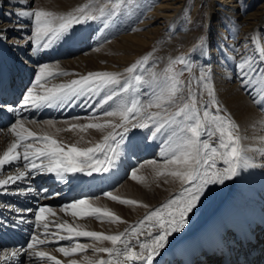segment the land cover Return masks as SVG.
<instances>
[{
    "label": "snow or ice",
    "instance_id": "snow-or-ice-1",
    "mask_svg": "<svg viewBox=\"0 0 264 264\" xmlns=\"http://www.w3.org/2000/svg\"><path fill=\"white\" fill-rule=\"evenodd\" d=\"M18 15L32 19L34 30L29 41L34 39L37 47L45 49L71 39L75 26L97 19L92 13L91 3L79 6L74 13L63 15L33 5L30 10L20 11ZM200 41L202 50L203 36ZM243 47L247 49L248 44L245 43ZM233 49L237 53L240 52L235 46ZM194 62V58L190 60L184 55L172 60L168 68L169 75L166 76L168 87L146 104L141 103L138 98L126 100L122 95L129 92L133 81L137 84L142 82L141 75L125 77L118 72L94 71L67 83L47 86L46 82L50 78L66 76L69 73L53 70L48 64L39 66L31 86L22 96V107L36 110L53 106L71 107L81 101L82 97L85 99L81 106L91 107L89 103L91 96L93 94L100 96L103 92L104 95L96 102V108L103 110L105 117H118L119 123L111 119L100 122L101 117L92 116L89 119L96 122L70 124L67 130L112 129L95 145L78 147L76 144L65 145L47 133L38 134L25 128L23 123L18 121L10 128L17 139L0 156V170L6 165L19 161L24 162V170L0 179V189L6 191L9 185L24 181L29 177V173L35 172L51 173L60 179L65 178L67 174L84 173L92 176L93 173H109L117 166L125 148L132 146V138L129 134L141 129L147 130L145 136L147 140L155 141L158 137H163L161 143L166 147L160 155L165 158V165L174 166L167 174L178 179L181 188L164 204L148 212L137 224L117 234L81 230L79 225L74 227L67 222L51 221L49 216L54 217L56 213L50 206H39L35 210L26 209L25 211L32 212L35 217V228L43 229V238L33 234L26 247L0 255V264H5L6 261L22 253L53 261L54 264H63L56 256L38 250L39 245L60 240L72 241L70 247L58 248L65 257L84 253L89 248L97 253H107V259L101 257L89 260L88 264H154L156 257L168 244L169 236L184 228L188 223L189 213L197 207L206 191L210 190V186L224 184L225 181L240 175L241 170L256 167L249 162L246 146L242 142L243 137L238 134L239 124L230 114H221L223 110L207 70L201 72L197 81L203 90L200 93L201 97L206 92L207 100L203 98L198 100L197 94L190 89L187 100H184L174 112H168L165 108L166 104L174 103L177 94L183 91L184 82L180 79L182 72H176L174 66L181 64L185 70L191 71ZM144 63L145 60L138 61L126 68L125 72L134 74ZM237 69L241 85L247 90L251 83L250 77L253 74L260 76L264 72V48L257 46L254 56L247 53L240 56ZM106 105L109 107L105 108ZM261 106L264 107V102H261ZM153 107L161 111H149ZM96 108L93 109L94 112ZM45 123L55 125V121L52 120ZM177 133H179L178 142L173 145L171 141ZM220 162L224 167L219 166ZM146 163L154 165L156 161ZM164 174V172L157 173V175ZM131 176L134 180L140 179L135 170L131 171ZM32 191L33 188L27 187V192ZM19 194H25V190L20 189ZM104 195L122 204L140 203L114 196L111 191L105 192ZM143 206L148 207L146 204ZM62 210H70L73 217H95L110 222H122V218L116 213L94 207L84 198L63 205ZM50 227H54L56 231H50ZM61 231L67 234L61 235ZM142 236L145 239L142 240ZM80 237L95 241H110L112 246L97 248L95 245L82 244L79 242ZM68 264H78V262L72 259Z\"/></svg>",
    "mask_w": 264,
    "mask_h": 264
},
{
    "label": "bare ground",
    "instance_id": "bare-ground-1",
    "mask_svg": "<svg viewBox=\"0 0 264 264\" xmlns=\"http://www.w3.org/2000/svg\"><path fill=\"white\" fill-rule=\"evenodd\" d=\"M51 1L0 0V21L4 16H6L7 18L9 16H12L13 20L12 22L5 21V23L1 21L2 26H0V35H11L10 33H7L9 27H12V32H15L16 34L19 33L21 37H26L22 41L17 43V40L19 38L12 36V39L15 38V40L11 45L22 44L23 47L26 46L28 43H30L29 37L33 35L29 33H33L34 24L31 18L20 16L18 15V13L20 11L30 10L33 5L36 8H40L39 6H41L44 9H48L50 8L49 4ZM63 1L64 0H54L57 5H59ZM209 1L211 4V7L209 8V18L212 17L213 19L211 21L212 24H209L207 27V32L208 35H211L214 32L215 28L218 30L217 39L219 41L218 46L220 49L215 51L213 55H210L207 51L203 52L204 50H198L197 52L199 54L197 55V62L201 66V69L203 71H216L214 84L217 91L221 92V97L223 98L222 104H226L228 110H230L234 117L238 118L237 120L240 121V123L243 125L244 128L241 129V127H239V135L243 137L242 142L246 146V154L249 158V162L251 164H256V167H258L259 169L255 173L252 172L249 174V177H251V180L249 182L248 180L244 179V177H242L241 172L240 175L231 180L225 181L224 184H216L210 186V190L206 191L205 196L201 198V201L198 203L197 207L193 209L191 213H189L188 223L184 226V228L180 232L173 233L169 236L168 244L164 249L161 250V254L156 257V259L154 260V264H164V256H168L170 250H175V248L180 245L179 242L181 240V237L185 234H192L194 230H201L203 226L202 224L205 220L220 213V207L229 206L235 208H244L248 207L249 205L252 206L254 202H257L256 199H254L257 193L264 192V107L261 106V102H264V77L259 79L257 78V76L253 75L250 78L251 83H249L247 90H245V87L241 85V79L238 75V72H234V59L230 57V54H232L231 50H227V47H223L224 45L222 43L226 41L227 35H225L223 28H221V24L219 22V19L224 11L230 12L234 9V7L238 6L237 0ZM187 3L188 0H162L161 3L157 5L155 12H153L152 15L148 16L145 22H140L138 24L137 27H140V29H145L141 32H132L128 34L127 32L129 31L130 25H126L125 28H123V30L125 29V32L121 33L119 36H116V34L113 33L112 30H101V32L97 33L92 40H89L88 37V49H90V51L88 52L80 51L74 55L69 56L67 54H69V47L71 46H68L67 49L66 46L61 45V48H63V51L67 52V54L57 58L55 61L47 62L45 64H48L53 70H62L69 73V75H60L50 78V80L46 82L47 86L67 83L72 79H76L81 75H86L88 72L94 71L118 72L122 73L125 77L133 75L126 73L125 69L130 67L132 64H135V59L139 57L141 53H145L146 45H149L150 41H152L155 37L154 33L157 32V26H153L150 28H147V26H149L150 24H154L157 19H159V22L163 23V28L167 29V31H170L173 28L175 29L179 25L183 26V23L181 22L182 12L187 6ZM196 4L198 5V7H200L202 4V0H197ZM238 7H240V5ZM64 8L68 7L64 6L60 10L62 11V9L64 10ZM212 11L216 14L213 15ZM239 19L240 20L238 21L239 23H241V27L240 33L236 37L238 39V44L239 41H241L240 43H243V40L251 32L254 36V39L256 40V45L264 48V42L260 41L261 36L259 35L260 29L264 27V0L253 7V9L247 10L243 16H239ZM97 25L98 21L97 23H95V25L92 26L96 29ZM190 28L192 29V26ZM91 29V25L88 22L82 25H77L72 32V38L74 37L75 33L85 38L89 35V33H91ZM191 29H184L182 35L183 38H181L179 44L181 42H185L186 44H192L193 42H195V37L197 38L198 34L197 31ZM151 31L154 32L150 34ZM100 37L102 38V40L99 44H97L98 40H100ZM4 40L7 41V39ZM76 41V46L79 47L77 50L82 49V41ZM231 41V39L227 41L228 44ZM236 41H234V43H236ZM173 44L174 45L172 46L174 47H172V51L174 54L175 51L178 50V46L175 45L179 44L174 41ZM203 47L206 50L207 43H204ZM72 53H75V51ZM214 56L217 61L215 63H212L210 60ZM103 94V92L100 94V96H96L95 94H93L92 97H96L99 100L101 96H103ZM124 98L127 100V97L125 95ZM108 107L109 106L107 105L105 106V108ZM152 110L153 112L161 111V109H157L155 107H153ZM100 113L101 115L97 116L101 117L100 122H102L103 120L111 119L119 123L118 117H105L103 116V111L99 110L96 113H85L75 118L63 120L58 119L61 121L53 120L55 121L54 126L45 123L49 119H45L42 122L39 121V123L36 122L37 124L32 120L18 121L22 122L25 128L37 132L38 134L47 133L56 139L58 137L61 139H68V141L66 142L61 141L65 145L76 144L78 147H90L95 145L97 142H100L105 135L112 131V129L105 128L103 130H99L89 128L87 130H67L68 127L66 125L68 123L73 124L74 122H77V124L89 123L91 120L88 117H84L83 115L96 116ZM85 118H87L86 121ZM178 136L179 134L175 139H172L171 143L173 145L178 142ZM162 140L163 137L161 136L153 141V144H156V155L144 159L139 164V166L133 169L136 171L137 177H139L140 179L134 180L130 175L113 190V192L115 191V193L118 192V195L121 198L136 200L140 202L139 204H122L119 201H114L111 198L108 199V197L104 196L88 199V201L92 205L98 204L97 207L111 210L112 212L119 215L122 218V222H110L108 220L101 219H89L83 221L79 220L77 217H73L70 213V210L63 211L62 209H59L57 211L59 213L57 216H50V218L62 217L64 219V222L72 224L74 227L79 225L81 230L98 231L105 234H117L137 224L138 221L142 219L148 212L164 204L173 195L178 193L181 188L180 181L167 174L168 171H170L174 166L165 165V158L160 155L161 151L166 147V145L161 143ZM13 141L14 138L12 137V132L10 130H0V156L3 155V153L7 150V148ZM214 142L215 141H213V143ZM153 160L156 161V164L153 165L146 163L147 161ZM141 165H143V167H141ZM219 166L224 167L222 162H220ZM20 170L23 169L21 167L10 169L8 170V175H14L17 171ZM248 171L251 172L252 168L250 167ZM158 172H164L165 174L157 175ZM7 176L1 175L0 179L6 178ZM145 204L148 205V207H144L143 205ZM87 239L88 242L81 241V243L95 245V247L97 248L112 246L110 241H95L90 238ZM141 239L143 240L145 239V237L142 236ZM51 250L58 257H64L63 253L59 252L57 249ZM3 254V252L0 253V255ZM101 257L107 259V253H97L94 252L92 248H89L84 253H77L72 256L65 257V262H63V264H68V261L72 259H75L78 264H88L89 260H96ZM209 262V264L216 263L214 261ZM41 263L53 264V262L51 261H43Z\"/></svg>",
    "mask_w": 264,
    "mask_h": 264
},
{
    "label": "rangeland",
    "instance_id": "rangeland-1",
    "mask_svg": "<svg viewBox=\"0 0 264 264\" xmlns=\"http://www.w3.org/2000/svg\"><path fill=\"white\" fill-rule=\"evenodd\" d=\"M161 1L162 0H64L62 3L57 5L54 2V0H52L49 4L50 8L44 9L41 6H39V7L41 9H44L47 11H52V12L56 13L57 15H63V14L69 13V12L74 13L75 10L79 6L91 3L92 13L97 16V19L95 21H87L91 25V28H92L91 30L92 31L95 30L96 32L97 31L101 32V30L102 31L112 30L113 33L116 34V36H119L121 33L125 32V29L123 30V28H125L126 25L127 26L130 25L129 31L127 32L128 34L132 33V32L136 33V32H141V31L145 30L144 28L140 29V27H137L138 24L140 22H145L146 18L148 16L152 15L153 12H155L157 5H159L161 3ZM196 1L197 0H188L187 6L185 7L184 11L182 12V21L181 22L183 23V26L179 25L175 29L173 28L170 31H167V29L163 28V25H162L163 23L159 22V19H157V21H155L154 24H150L149 26H147V28L157 26L158 27L157 32L154 33L155 37L152 41H150L149 45L148 44L146 45L145 53H141L140 56L135 59L134 63H137L138 61H141V60H145L146 63L141 64L140 67L138 68L137 72L133 74V75H141L142 82L139 84H137L135 81L132 82V87L129 89V92L127 94H123L127 97V100H130L132 98H138L141 100V103L146 104L150 100L154 99L156 96L160 95L162 90H166V88L168 87L169 82L166 79V76L169 75L168 68H169V65L171 64V61L176 59L177 57H179L181 55L186 56L190 60L194 58L195 62L192 65L191 71L185 70L184 66L181 64H176L174 66V70L176 72H182L180 79L184 82L183 91L177 94L176 100L174 103L166 104L165 108L167 109L168 112H174L177 109V107L182 105L184 100H187V98L190 94V92H189L190 89L192 92H195L197 94L198 100H200L201 98H203L204 100L208 99L206 92H204L203 97H201L200 93L203 90L200 88V86L197 82L199 75L203 71L201 69V66L197 62V55L199 54L197 51L198 50L199 51L204 50L203 52L207 51V52H209L210 55H213L215 53V51L219 50L220 49L218 46L219 41L217 39L218 38V30L215 28L214 32L211 35H208V32H207L208 28L207 27L209 24H212L211 21L213 19L212 17L209 18V13H210L209 8L211 7L210 1L209 0H202V4L200 7H198V5L196 4ZM261 1H263V0H237V5L238 6L240 5V7L236 6L230 12L224 11L222 13V16L219 19V22L221 24L220 26H221V28H223L225 35H227L226 41L224 42L225 44L224 43H222V44L224 45L223 47H227V50H231L232 54H230V57L232 59H234L233 60V67L235 70L234 72L239 71L237 69V64L239 63L240 55L242 56L245 53H247L249 55L254 56L255 49L257 47V45L255 43L256 40L254 39V36L252 35L251 32L243 40L244 41L243 43H240L241 41H239V44H238V39L236 37L240 33V27H241V23H239V21H238V20H240L239 16H243L247 10L253 9V7H255L256 5L261 3ZM62 5L66 6L68 8H64V10L62 9V11H61L60 9L64 7ZM58 9H59V11H58ZM212 14L215 15L216 13L212 11ZM1 21L4 23H5V21L12 22L13 21L12 16H9L8 18L6 16H4V17H2ZM1 21H0V26H2ZM97 21H98L97 26L99 28L95 29L92 25H95V23H97ZM116 22H118V23H116ZM191 26H192V29L190 28ZM185 28L197 31V34H198L197 38L195 37L196 40L192 44H186L185 42H181L179 44L181 38H183L182 35H183V31ZM12 31H13L12 27H9L7 34L10 33L13 35L14 34L19 35V33L16 34L15 32H12ZM153 32L154 31H151L150 34H152ZM180 35H181V37H180ZM259 35L261 36L260 41L264 42V27H262L260 29ZM202 36L204 38V43H207L206 50L204 47L201 50V47H200V45H201L200 38ZM5 37H7V36L0 35V42L2 41L1 43L5 42V40H4V39H6ZM221 38H222V36H221ZM230 39L232 41L228 44L227 41H229ZM101 40H102V38L100 37V40H98L97 44H99L101 42ZM20 41H21V38H19L17 40V43ZM173 41L177 42L179 44V45H177V44L175 45V46H178L177 47L178 50H176L174 54L172 51V47H174V46H172V45H174ZM234 41H236V43H234ZM245 43L248 44L247 49H245L243 47V45ZM14 45L17 46V44H13L10 46V48L15 49ZM232 45L239 48L240 52L237 53L236 51H234ZM93 47H95V46H93ZM88 51H90V49H88L84 52H88ZM210 61L212 63H215L217 61V59L214 56V57H212V59ZM209 73H210L209 79H211V81L214 84L215 83L214 77L216 76V71H212V72L210 71ZM263 75H264V72H262L260 76H257V78L261 79L264 77ZM145 79L148 81H146ZM214 88H215V84H214ZM133 92H134V94H136V92H137L138 97L137 96L135 97V95H130ZM215 92H216V96H217L219 105L223 110L221 114H230L231 117L239 124L241 129L244 128L243 125L240 123V121L237 120L238 118L234 117L232 112L230 110H228V108L226 107L227 105L222 104L223 98L221 97V92H218L216 88H215ZM149 111L153 112L152 108ZM99 115H101V113L97 114L96 116H99ZM83 116L90 118L94 115H92V116L91 115H89V116L83 115ZM86 119L87 118H85V121H86ZM61 120H63V119H61ZM61 120H57V121H61ZM40 122H42V121H40ZM90 122H93V121H90ZM34 123H36V122H34ZM178 134L179 133H177V135ZM238 134H240V130H238ZM176 136H173L172 139H175ZM57 140L62 141V142L68 141V139H61L59 137L57 138ZM254 165H256V164H254ZM251 168H252L251 172L248 171L249 168L241 171L242 177H244V179L248 180V182L251 180V177H249V174L252 172L255 173L259 169L258 167H251ZM108 199H110V198H108ZM77 218L79 220H83V221L84 220L86 221L89 219H97L95 217H89L86 219L81 218V217H77ZM79 242L81 243V241H79ZM82 242H88V239H84V240H82Z\"/></svg>",
    "mask_w": 264,
    "mask_h": 264
}]
</instances>
